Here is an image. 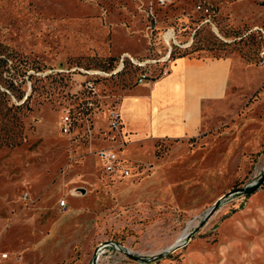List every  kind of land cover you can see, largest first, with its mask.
I'll return each instance as SVG.
<instances>
[{
    "label": "rangeland",
    "instance_id": "1",
    "mask_svg": "<svg viewBox=\"0 0 264 264\" xmlns=\"http://www.w3.org/2000/svg\"><path fill=\"white\" fill-rule=\"evenodd\" d=\"M252 25L264 27V0H0V264H90L105 240L149 258L188 234L216 198L257 180L264 63L243 35ZM171 28L187 45H172L170 57H228L233 83L195 136L121 144L103 115L140 74L162 75L161 34ZM80 70L112 72L95 80L90 140L59 129L63 108L79 100ZM101 147L117 153L127 177L103 172ZM136 262L106 248L94 264ZM141 264H264V181Z\"/></svg>",
    "mask_w": 264,
    "mask_h": 264
},
{
    "label": "crops",
    "instance_id": "2",
    "mask_svg": "<svg viewBox=\"0 0 264 264\" xmlns=\"http://www.w3.org/2000/svg\"><path fill=\"white\" fill-rule=\"evenodd\" d=\"M228 57L175 55L167 72L125 90L117 104L128 142L186 138L201 129L204 110L233 83Z\"/></svg>",
    "mask_w": 264,
    "mask_h": 264
},
{
    "label": "built area",
    "instance_id": "3",
    "mask_svg": "<svg viewBox=\"0 0 264 264\" xmlns=\"http://www.w3.org/2000/svg\"><path fill=\"white\" fill-rule=\"evenodd\" d=\"M159 5H163L167 3V0H156ZM196 9L205 13L207 9L205 7L200 6L199 4L196 5ZM151 14V12H150ZM151 32V30H150ZM167 34V36H165ZM244 36L252 35L255 40L257 41L256 45V57L259 64L264 63V27L252 25L249 26L243 33ZM161 40L167 47V52L162 57V75L167 72L168 64L173 57H170L171 53V46L175 45L177 47H182L187 45L186 44H179V42L175 39V35L173 29H166L161 34ZM123 57L119 59L118 67L122 66ZM129 61L134 65H143L144 62H137L132 58H129ZM82 74L86 75V78L83 81V86L81 88L80 97L77 103L73 106H67L63 108L62 114L59 118V129L65 135H72L75 136V131L79 132V138L84 140H90L94 137V117H96L97 113H99L98 101H97V93L95 87V80L97 78L103 77L108 75L104 71L99 70H80ZM161 76V75H160ZM145 74H140L137 78V83L140 84L143 82ZM104 121L106 122V126L108 131H114L116 134L119 135L121 139V144L128 142L126 139L123 138V134L121 132V113L117 106L109 107L104 115ZM96 158L98 159L103 172L107 175L112 177L118 178H125L129 175V172L126 166L123 164V161L119 158L117 153L111 148H98L95 151ZM62 205L64 202L62 201ZM125 247V246H124ZM106 248H110L123 256H127L120 250L113 248L111 245H106L100 247L98 250V255L103 253ZM126 248V247H125ZM127 249V248H126ZM129 252V250L127 249ZM130 253V252H129ZM4 253L0 254V258H5ZM97 255V258H98ZM96 258V259H97ZM137 264H140L136 262Z\"/></svg>",
    "mask_w": 264,
    "mask_h": 264
},
{
    "label": "water",
    "instance_id": "4",
    "mask_svg": "<svg viewBox=\"0 0 264 264\" xmlns=\"http://www.w3.org/2000/svg\"><path fill=\"white\" fill-rule=\"evenodd\" d=\"M24 99V97H23ZM264 181V170L262 171V173L259 175V177L257 178V180L252 181V182H248L246 184H243L240 187H235L231 190H228L227 192L223 193L221 196H219L218 198H216L214 200V202L211 204V206L209 208H207L205 210V212L202 215L201 220L193 227V229L187 234L186 236V240H183L180 243H174L172 245H170L168 248H166V250L162 251V252H157L156 254H152L151 256H149V258H140V257H134L132 254H130L127 249L119 244L116 243L114 241H110V240H105L102 242H99L96 246H95V252L93 254L92 260L90 264H94V262L96 261L97 255H98V250L100 249V247L102 246H106V245H111L113 248H116L118 250H120L121 252H123L124 254H126L129 257L135 258V260L138 263H142L147 259H155L158 258L160 256H163L165 251H169V250H173L175 248H177L178 246L183 245L186 241H188L190 239V237L193 235V233L197 230L198 227H200L203 222H205L210 216L211 214L216 210V208L218 207L219 203L225 199L226 197L234 194V193H241L244 194L245 196L250 195L251 193H253L258 187H260V185L262 184V182Z\"/></svg>",
    "mask_w": 264,
    "mask_h": 264
},
{
    "label": "bare ground",
    "instance_id": "5",
    "mask_svg": "<svg viewBox=\"0 0 264 264\" xmlns=\"http://www.w3.org/2000/svg\"><path fill=\"white\" fill-rule=\"evenodd\" d=\"M186 235H187V230H186L185 232H183V234H181V235L179 236L178 240H177L175 243H180V242H182V241L185 239Z\"/></svg>",
    "mask_w": 264,
    "mask_h": 264
},
{
    "label": "trees",
    "instance_id": "6",
    "mask_svg": "<svg viewBox=\"0 0 264 264\" xmlns=\"http://www.w3.org/2000/svg\"><path fill=\"white\" fill-rule=\"evenodd\" d=\"M179 55H184V54H179ZM11 83H12V82L9 81L10 86L12 85ZM8 86H9V85H8ZM26 99H27V96H26V98H25L24 100H26Z\"/></svg>",
    "mask_w": 264,
    "mask_h": 264
}]
</instances>
